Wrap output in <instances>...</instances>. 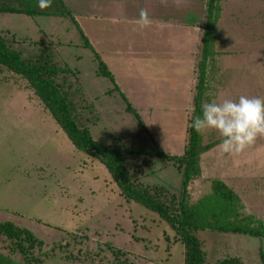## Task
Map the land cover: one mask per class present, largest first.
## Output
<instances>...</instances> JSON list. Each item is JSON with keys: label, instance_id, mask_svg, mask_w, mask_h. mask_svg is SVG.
I'll return each instance as SVG.
<instances>
[{"label": "rangeland", "instance_id": "rangeland-1", "mask_svg": "<svg viewBox=\"0 0 264 264\" xmlns=\"http://www.w3.org/2000/svg\"><path fill=\"white\" fill-rule=\"evenodd\" d=\"M108 1L63 0L114 83L97 76L94 54L82 46L69 19L0 13V34L25 59L48 50L56 66L70 71L58 82L65 80L78 126L87 127L102 147L124 151L135 186L166 201L171 195L178 199L182 174L155 153L179 157L187 144L208 0H178L177 10L155 4L152 14L146 10L153 24L142 31L133 21L148 0L127 1L125 18L113 21L105 15ZM217 7L206 102L264 98V0H217ZM115 87L143 125L125 110L118 92L106 93ZM219 143L214 130L201 134L202 147L214 145L199 156L198 176L187 187L197 222L207 223L205 197L225 163L240 173L258 168L249 211L264 222V137L236 156L222 155ZM5 222L26 229L42 246L27 261L2 238L0 264H183L182 244L174 242L168 224L126 201L106 168L74 148L27 82L0 67V223ZM196 236L205 264L225 256L260 264L264 254L262 237L208 230Z\"/></svg>", "mask_w": 264, "mask_h": 264}, {"label": "trees", "instance_id": "trees-1", "mask_svg": "<svg viewBox=\"0 0 264 264\" xmlns=\"http://www.w3.org/2000/svg\"><path fill=\"white\" fill-rule=\"evenodd\" d=\"M13 2L10 0L0 1V13L69 19L80 31L82 46L94 54L98 65L97 76L109 79L114 83L112 74L79 29L75 18L66 8L63 0H52L50 7L46 9L37 8L36 0H14ZM217 12V0H208L205 9V24L202 27L201 57L196 67L197 77L190 120L193 115L199 114L201 103L207 101L205 96L208 81L207 67L212 53ZM0 67L20 76L27 82L74 148L86 153L106 168L118 187L120 195L126 201H133L145 207L168 224L175 233L174 242H180L184 247V264H205L206 262L203 246L196 236L198 230L264 238L263 224L251 216H243L240 213L239 202L235 194L218 180H211V194L205 197V200L209 202L207 223L203 225L197 222L194 205H189L187 202V187L198 176L199 156L214 144L202 147L201 134H197L189 126L187 128V144L181 156L166 157L160 151L155 153L156 156L176 165L182 174L179 198L171 195L166 197V199L169 198V201H166L163 194L155 195L146 187H137L130 181L128 171L125 168L122 149L102 147L91 137L87 127L78 126L73 115L74 104L63 84L65 80L62 83L58 82L60 74L65 75L70 71L56 66L48 50L43 49L37 56L25 59L20 51L13 49L8 40L0 34ZM113 92L119 93L126 103L125 110L133 114L138 123L143 125L136 111L129 105L117 87L106 93L111 94ZM138 152L143 153V151ZM2 238L8 240L11 246L27 261L34 249L42 246V243L29 231L8 222L0 223V241ZM259 259L260 264H264V254L260 253ZM215 264L243 263L237 257H225L217 260Z\"/></svg>", "mask_w": 264, "mask_h": 264}, {"label": "clouds", "instance_id": "clouds-1", "mask_svg": "<svg viewBox=\"0 0 264 264\" xmlns=\"http://www.w3.org/2000/svg\"><path fill=\"white\" fill-rule=\"evenodd\" d=\"M52 0H36V7L46 9ZM138 30L149 28L153 20L144 9L133 21ZM197 134L215 131L219 134L220 153L236 156L250 147L258 137H264V98L240 95L217 102H202L199 114L193 115L188 125Z\"/></svg>", "mask_w": 264, "mask_h": 264}, {"label": "crops", "instance_id": "crops-1", "mask_svg": "<svg viewBox=\"0 0 264 264\" xmlns=\"http://www.w3.org/2000/svg\"><path fill=\"white\" fill-rule=\"evenodd\" d=\"M127 1L130 2V0H117V2H118L117 5L115 3H114L115 5H114L109 0L108 1V6H106V8H105L106 18L108 20H111V21H113L115 19L119 20V18H125L128 9H125L124 6L127 7L126 6L127 5ZM133 1H135V0H133ZM193 2H194V0H190L191 4ZM131 3H133V2H130V4ZM148 3L149 4L145 7V10H147L149 12V14L153 13V7H154L155 4H158V5H162L163 4V5H169V6L173 5L175 7V10H177V7L180 6V4H179L180 2L178 0H174V1L173 0H169V1H165V0H157V1L156 0H148ZM185 3H189V1H186ZM114 6L118 7V9H115ZM137 15H138V13H137ZM137 15L135 14V16H137ZM93 18L96 19L97 18L96 15H94ZM91 46H92V44H91ZM92 48H93V46H92ZM227 165L228 164L225 163L224 164L225 168H224L223 172L221 170L218 173L217 178H212V179L222 182L223 184H225L227 186V188H229L235 194V196H236V198H237V200L239 202L240 213L243 216H251L252 218L260 221L263 224V226H264V222L261 221V219H259V218L255 217L254 215H252L250 213V211H249L250 209H253V207H254L253 200H252L253 199V193L258 191L257 188L255 189L256 186L254 185L256 180L258 179V177L255 174L256 171H258L257 170L258 168L257 167H254V168L253 167H249V169H247L243 173H240V172L237 171V169H235V166L233 167V165L232 166L228 165V167H227ZM219 166H221V165H219ZM220 168L223 169L222 167H220ZM263 174H264V172H263ZM243 177H245V180H243ZM262 179H263V182H264V175L262 176ZM208 231H210V230H208ZM211 232H215V231H211ZM240 235H242V234H240ZM245 236H247V235H245ZM182 248H183L182 249L183 264H184V247H183V245H182ZM205 255H206V253H205ZM225 257H237V258H239L241 260V258L239 256H225ZM225 257L218 258L217 260L223 259ZM206 260H207V255H206Z\"/></svg>", "mask_w": 264, "mask_h": 264}]
</instances>
